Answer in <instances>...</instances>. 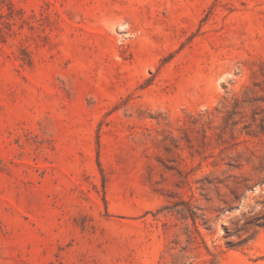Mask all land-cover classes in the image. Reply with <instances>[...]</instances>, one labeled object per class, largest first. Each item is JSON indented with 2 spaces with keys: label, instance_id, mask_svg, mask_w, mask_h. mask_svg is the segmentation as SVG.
Returning a JSON list of instances; mask_svg holds the SVG:
<instances>
[{
  "label": "rangeland",
  "instance_id": "374dc122",
  "mask_svg": "<svg viewBox=\"0 0 264 264\" xmlns=\"http://www.w3.org/2000/svg\"><path fill=\"white\" fill-rule=\"evenodd\" d=\"M0 264H264V0H0Z\"/></svg>",
  "mask_w": 264,
  "mask_h": 264
},
{
  "label": "trees",
  "instance_id": "16d2710c",
  "mask_svg": "<svg viewBox=\"0 0 264 264\" xmlns=\"http://www.w3.org/2000/svg\"><path fill=\"white\" fill-rule=\"evenodd\" d=\"M188 216L192 218V220L194 221V223L196 222L197 215H196V212L192 208L189 209V215ZM196 230L198 232V229L197 228H196Z\"/></svg>",
  "mask_w": 264,
  "mask_h": 264
}]
</instances>
